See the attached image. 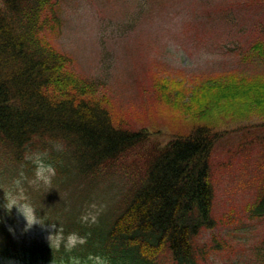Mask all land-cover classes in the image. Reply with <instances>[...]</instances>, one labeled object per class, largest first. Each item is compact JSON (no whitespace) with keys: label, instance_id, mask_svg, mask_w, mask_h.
Masks as SVG:
<instances>
[{"label":"trees","instance_id":"trees-1","mask_svg":"<svg viewBox=\"0 0 264 264\" xmlns=\"http://www.w3.org/2000/svg\"><path fill=\"white\" fill-rule=\"evenodd\" d=\"M61 1L0 0V187L21 171L32 178L34 166L24 153L49 149L46 163L56 169L51 188L25 182L26 194L46 222L63 226L65 235L87 236V244L67 253L63 247L52 251L44 239L16 237L8 231L14 220L0 209V262L71 264L70 257H77L92 264L87 257L93 255L106 264H214L218 258L237 264L236 234H223L220 225L239 218L215 209V124L245 115L264 120V76L227 73L184 87L153 75L157 103L190 117L192 125L159 142L144 125L136 129L101 84L78 75L73 58L56 47ZM148 2L140 0L137 8ZM259 33L252 51L264 58V25ZM254 134L244 150L260 156L250 168L255 196L245 209L262 226L257 244L264 249V177L256 176L264 173V134ZM49 140L65 150H51ZM2 199L0 191V204ZM92 204L102 207L98 222L81 223ZM240 224L239 237L248 233Z\"/></svg>","mask_w":264,"mask_h":264},{"label":"rangeland","instance_id":"rangeland-1","mask_svg":"<svg viewBox=\"0 0 264 264\" xmlns=\"http://www.w3.org/2000/svg\"><path fill=\"white\" fill-rule=\"evenodd\" d=\"M61 3L63 27L56 47L73 58L72 68L78 75L101 84V91L136 129L144 125L158 133L153 138L159 142H168L180 126L189 132L192 125L190 117L183 118L171 106L157 103L153 75L169 79L170 86L175 82L183 86V81L184 87L227 73L264 76V58L252 51L264 25L262 0H149L142 11L137 8L140 0ZM215 126L220 133L211 167L215 209L222 214L235 212L233 217L239 218L227 227L220 225V231L230 237L236 234L232 241L239 247L237 264H264V257L258 254L264 255V249L257 244L262 226L248 219L245 209L255 196L249 175L260 154L251 156L244 150L254 133L264 134V120L245 115L238 120H216ZM260 175L264 177L261 172L257 178ZM10 218L16 237L46 240L48 233L39 226L23 233L24 221L15 209ZM241 221L248 233L239 237ZM226 261L218 258L214 264Z\"/></svg>","mask_w":264,"mask_h":264},{"label":"clouds","instance_id":"clouds-1","mask_svg":"<svg viewBox=\"0 0 264 264\" xmlns=\"http://www.w3.org/2000/svg\"><path fill=\"white\" fill-rule=\"evenodd\" d=\"M48 143L51 145V150L56 152L65 150L64 144L60 141L49 140ZM49 154V149L43 151L29 150L24 153V161L30 162L34 166L33 177L28 178L21 171L18 177L12 180L10 186L0 187V191L3 192V203L0 204V209H3L4 213L9 217L12 215L13 209H15L16 215L24 221L23 233H28L36 226L46 231L48 235L45 239L52 251H59L63 247L65 252L71 253L74 249L87 244V236H80L76 232L65 235L63 226L46 222V216L37 214L36 207L33 206L29 196L26 194L25 182L28 187L34 189L41 187L51 188L53 179L56 176V169L52 164L46 163ZM101 211L102 207L98 208L96 204L89 205L81 214L80 222L88 225L96 224ZM8 231L15 235V230L12 227H9ZM87 259L92 264H106V260L100 256L89 255ZM70 262L71 264H80V260L77 257H70Z\"/></svg>","mask_w":264,"mask_h":264}]
</instances>
